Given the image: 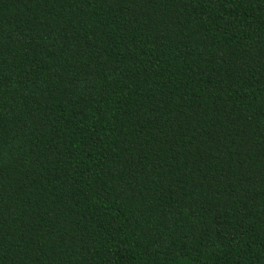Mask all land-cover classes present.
<instances>
[{
	"label": "trees",
	"instance_id": "trees-1",
	"mask_svg": "<svg viewBox=\"0 0 264 264\" xmlns=\"http://www.w3.org/2000/svg\"><path fill=\"white\" fill-rule=\"evenodd\" d=\"M0 264H264V0H0Z\"/></svg>",
	"mask_w": 264,
	"mask_h": 264
}]
</instances>
